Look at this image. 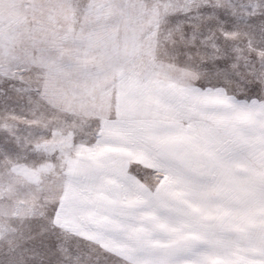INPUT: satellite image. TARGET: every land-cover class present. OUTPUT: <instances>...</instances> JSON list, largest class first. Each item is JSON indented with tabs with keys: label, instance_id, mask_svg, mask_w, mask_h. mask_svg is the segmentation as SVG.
<instances>
[{
	"label": "snow or ice",
	"instance_id": "obj_1",
	"mask_svg": "<svg viewBox=\"0 0 264 264\" xmlns=\"http://www.w3.org/2000/svg\"><path fill=\"white\" fill-rule=\"evenodd\" d=\"M0 264H264V0H0Z\"/></svg>",
	"mask_w": 264,
	"mask_h": 264
}]
</instances>
